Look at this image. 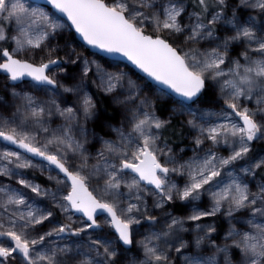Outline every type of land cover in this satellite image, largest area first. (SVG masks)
<instances>
[{
  "label": "snow or ice",
  "instance_id": "snow-or-ice-1",
  "mask_svg": "<svg viewBox=\"0 0 264 264\" xmlns=\"http://www.w3.org/2000/svg\"><path fill=\"white\" fill-rule=\"evenodd\" d=\"M257 144L264 0H0V264H264Z\"/></svg>",
  "mask_w": 264,
  "mask_h": 264
},
{
  "label": "rangeland",
  "instance_id": "rangeland-1",
  "mask_svg": "<svg viewBox=\"0 0 264 264\" xmlns=\"http://www.w3.org/2000/svg\"><path fill=\"white\" fill-rule=\"evenodd\" d=\"M239 51V48H237L234 52H233V55H236V53ZM103 118V117H102ZM91 127H95L96 128V130L98 131V132H100L101 133V135H104V134H106V129H103L102 128V126L99 124V123H97L96 125H90ZM97 147H98V145H96ZM258 148L257 149H264V144H257L256 145ZM190 154V153H189ZM26 172H27V174H28V176L29 177H36V179H37V181L38 182H43L45 179H46V177H45V175L44 174H42L40 171H39V169H30V170H25ZM6 179V178H5ZM13 184H15V180H13ZM184 209L182 208V207H180V206H177V211H176V214H183L184 213ZM206 222H211L210 221V219L209 220H207ZM221 227L223 228V227H226V225H224V224H221Z\"/></svg>",
  "mask_w": 264,
  "mask_h": 264
},
{
  "label": "trees",
  "instance_id": "trees-1",
  "mask_svg": "<svg viewBox=\"0 0 264 264\" xmlns=\"http://www.w3.org/2000/svg\"><path fill=\"white\" fill-rule=\"evenodd\" d=\"M111 114V109H109V111H108V115H110ZM256 148H258L257 146H256Z\"/></svg>",
  "mask_w": 264,
  "mask_h": 264
}]
</instances>
